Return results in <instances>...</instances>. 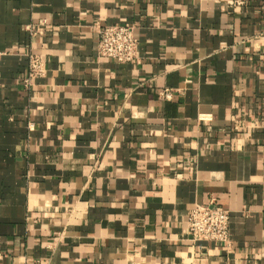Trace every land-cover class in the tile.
<instances>
[{"label":"crops","instance_id":"1","mask_svg":"<svg viewBox=\"0 0 264 264\" xmlns=\"http://www.w3.org/2000/svg\"><path fill=\"white\" fill-rule=\"evenodd\" d=\"M3 51L0 264H264V0H0ZM210 203L228 246L187 235Z\"/></svg>","mask_w":264,"mask_h":264},{"label":"built area","instance_id":"2","mask_svg":"<svg viewBox=\"0 0 264 264\" xmlns=\"http://www.w3.org/2000/svg\"><path fill=\"white\" fill-rule=\"evenodd\" d=\"M42 24L39 25V27ZM32 38L41 34L42 29L32 25L25 27ZM96 51L98 57L112 60L119 64H132L136 61L138 39L133 26L129 24L104 25L97 28ZM9 51L0 52V58ZM44 75V65L37 55H27V73L22 86L29 89L35 78ZM164 97L168 98L167 93ZM32 124L28 125L31 128ZM237 128V127H235ZM186 231L192 241L214 243L219 246L229 244V213L215 203L193 205L186 215Z\"/></svg>","mask_w":264,"mask_h":264}]
</instances>
